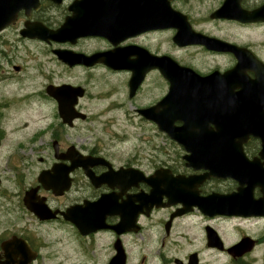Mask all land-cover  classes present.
Masks as SVG:
<instances>
[{"label":"flooded vegetation","instance_id":"1","mask_svg":"<svg viewBox=\"0 0 264 264\" xmlns=\"http://www.w3.org/2000/svg\"><path fill=\"white\" fill-rule=\"evenodd\" d=\"M9 1L0 3V147L10 115L22 117L10 131L31 134L16 144L28 147L20 179L0 203V264H264V0ZM99 15L110 37H74L99 28ZM67 20L78 28L51 37ZM162 56L174 75L178 66L198 74L181 79L199 89L200 77L217 74L219 105L233 87L237 138H224L232 110L198 104L188 123L176 115L175 128L212 135L184 141L139 112L163 110ZM60 110L84 116L66 122ZM114 110L140 120L132 151L129 111L122 124L102 119Z\"/></svg>","mask_w":264,"mask_h":264},{"label":"water","instance_id":"2","mask_svg":"<svg viewBox=\"0 0 264 264\" xmlns=\"http://www.w3.org/2000/svg\"><path fill=\"white\" fill-rule=\"evenodd\" d=\"M9 0H0V3L2 5L1 10H4V7L6 3ZM106 0H98L99 5H102ZM10 2V1H9ZM164 5V4H163ZM228 3H225V5L216 13V14H221L227 7ZM165 10L162 9V18H169L168 15H165ZM178 16H181L180 13H178ZM72 27H76L75 25V20L70 21L67 20L66 24L63 25L61 28L57 30H50V36L53 37L54 39H62L63 36L66 37V35H70ZM96 30L92 31L88 28H81L78 26L76 28L77 32L74 34L76 36L83 35L85 33H92V34H97V35H103V36H108L110 37L111 34H106L103 29L107 28V26L103 27L100 23V15H99V24ZM184 30L179 32V35H183ZM66 39V38H65ZM212 42H218L214 39H208V45L210 46ZM95 57L88 58L85 61L87 63L90 62H96L98 60H103L107 56L106 52L98 53V55H94ZM165 56H162V61L161 63L159 61H156V65L161 66L162 73L164 76L170 81V89L168 94L162 99V101L159 103L158 106L162 107L163 110H155L157 107H152L150 109L146 110H139L141 114L146 116L147 118L154 120L159 124V127L162 131H165L170 137L172 138H178L179 140H187L191 137L192 138H199V139H205V138H212V135L208 136L207 132H202L204 135H198L199 133L197 130L194 131L193 134V128L188 127L187 125L183 128H175L173 126V121L175 119V116L177 115V118L182 119L185 123L189 122V110H196L198 108V104L202 106V110H232V111H227V116H226V128L224 129V138L226 140H233L234 138L238 137V134H240L241 129L238 127L237 123V116L233 113V110H238L236 109L235 105V98H232V90L233 87L226 85L225 87V104L219 105V101L221 99V94L219 95V92L222 90L218 89V80H214L213 78L217 74L210 75L208 77H200L198 80L200 83L203 84V87L200 89L197 88L196 83L197 81L190 80L192 82H188L185 80H182L181 77L183 78L182 75H188L190 74H196L195 72H189L187 73L186 69L183 67H177V75L173 74L166 68H168L165 60ZM136 67V66H135ZM134 67V68H135ZM166 67V68H165ZM133 68V70H134ZM142 68V67H141ZM148 68H145V71ZM169 69V68H168ZM231 72H234V69L231 70ZM143 78V74L141 73H136L134 77L131 80V86L137 87V85L140 83V81ZM186 82L191 83L193 85V90H188L181 87L182 84H185ZM71 88V87H69ZM77 93L75 95H82V90L77 89ZM170 107L174 108L176 107V110H171ZM199 110V109H197ZM156 114H155V113ZM158 112V113H157ZM61 116L64 118V121L66 122H71L72 118L74 115H81L84 116V114L80 112H76L75 110H60ZM233 195H231L229 198H232ZM237 211V210H236ZM258 213V212H256Z\"/></svg>","mask_w":264,"mask_h":264},{"label":"rangeland","instance_id":"3","mask_svg":"<svg viewBox=\"0 0 264 264\" xmlns=\"http://www.w3.org/2000/svg\"><path fill=\"white\" fill-rule=\"evenodd\" d=\"M215 3H208L206 6L202 7V9L207 10L213 6H215ZM163 50H165V45L162 47ZM55 64L52 62L51 63V69L56 67L54 66ZM68 75V74H67ZM151 79V78H150ZM149 79V81H150ZM149 81L147 84L143 87L142 94H144L146 91L150 90L148 86ZM143 96V95H142ZM151 99V96L149 94L143 96V98L140 96L134 105H137L139 103H143V101H149ZM86 112L90 113L93 115L94 118H97V114L99 112H103L104 110H85ZM126 111H129V119L128 122L130 123L129 125V150L132 151L134 148V144L138 143V139L141 140V137H138V135L141 133V130L138 128H135L133 126L134 123H139L140 120L136 115H134V110H114L110 112L109 114H105L104 118L102 119H112V118H117V122L122 124L125 123V113ZM34 114V113H33ZM19 115V114H17ZM42 113H35L33 116H41ZM10 118H8L4 126L8 130L7 131V137L4 139L3 145L0 147V203H9V195L10 192H12L13 189H15V184H17V179H20V166L21 160L20 156L24 153V150L28 147L24 146H16L18 142L21 139H24L27 135H30V131L28 133L26 132H17V131H10L12 128H14L17 124H19L22 117L14 115H10ZM23 118L29 120V130H32L35 128V125L32 124V121L30 120L31 115L25 114L23 115ZM49 118L51 120H55V115L53 112V108L51 109L50 107V114ZM95 122V121H94ZM98 123V121H96ZM17 132V133H16ZM132 139V140H131ZM58 234V233H56ZM53 239V237H52Z\"/></svg>","mask_w":264,"mask_h":264}]
</instances>
